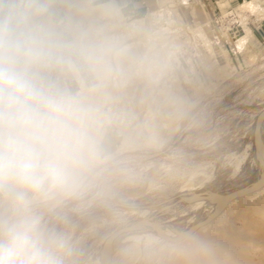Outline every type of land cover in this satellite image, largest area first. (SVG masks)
I'll list each match as a JSON object with an SVG mask.
<instances>
[{
    "label": "clouds",
    "instance_id": "1",
    "mask_svg": "<svg viewBox=\"0 0 264 264\" xmlns=\"http://www.w3.org/2000/svg\"><path fill=\"white\" fill-rule=\"evenodd\" d=\"M171 37L126 0H0V264H87L94 209L114 225L139 180L134 153L182 119ZM166 264H229L174 230Z\"/></svg>",
    "mask_w": 264,
    "mask_h": 264
},
{
    "label": "rangeland",
    "instance_id": "2",
    "mask_svg": "<svg viewBox=\"0 0 264 264\" xmlns=\"http://www.w3.org/2000/svg\"><path fill=\"white\" fill-rule=\"evenodd\" d=\"M220 1L226 4H216V16H213L211 23H201L195 11L183 19L180 5L187 3V0H158L154 7L135 10L137 17L148 20L173 41L175 70L171 86L186 101L184 115L189 113L185 125L189 134L182 138V145L176 143L169 146L168 150L161 148L165 143H161L162 139L172 132L174 136L179 130V120L169 126L172 132L165 130L155 146L134 153L139 180L124 193L126 203L122 207L120 223L114 225L100 209L92 210L89 217L80 222L78 235L87 264H106V253H100V250L108 236L116 229L138 222L141 219L140 210L153 208L155 210L148 219L161 224L164 230L166 226L174 230H189L200 225L196 232L217 244L226 254L229 264H264V187L252 195L239 196L235 203L223 209L221 216V205L219 208H199L190 200L213 194L225 196L254 186L264 174V158L255 152L253 142H250L253 136L249 135L258 120L255 122L256 116L251 117V114L246 113L247 106L258 92L262 93L256 98L261 102L258 106L264 108V87L254 88L253 97L239 93L224 99V103H233L236 111L219 106V102L212 103L216 105L215 112L212 104L199 109L194 106V101L208 96L234 73L223 76L221 70L230 65L228 59L231 61L230 66L239 64L241 57L231 56L235 45L240 50L247 47L249 29L245 17L256 15L258 20L261 13L264 15V0ZM200 3H195L194 7L198 8L197 4ZM217 32L220 36H217ZM212 122L216 123L220 136H216L209 147L192 148ZM263 125L261 129H264ZM262 145L264 147V143ZM180 146L192 149L180 156ZM204 164L208 167L207 176L200 181L197 178L198 171ZM214 210L217 212L213 218L216 223L209 228H201ZM139 229L124 233L114 241L111 264H136L137 261H140L139 264H166L160 254L166 236L159 235L155 228ZM141 231L156 232L159 237L151 239V242L142 239L141 244L145 245L144 259H124L129 254L124 248L129 241L124 238L130 233Z\"/></svg>",
    "mask_w": 264,
    "mask_h": 264
},
{
    "label": "crops",
    "instance_id": "3",
    "mask_svg": "<svg viewBox=\"0 0 264 264\" xmlns=\"http://www.w3.org/2000/svg\"><path fill=\"white\" fill-rule=\"evenodd\" d=\"M220 0H187V3H181L180 8V14L185 19L190 14H193L195 11L196 18L201 23H211V19H213V16H216V4L221 6H225L226 2H222ZM224 1V0H223ZM158 2V0H126L127 7L130 10H138V9H149L151 7H154L155 4ZM201 2L197 4V7H194L195 3ZM218 8V7H217ZM130 10V11H131ZM256 15H253L252 17H245L248 21V29H249V37L246 41L247 47L244 48V50H240L238 47L233 48V55L231 56H238L239 64L236 66H230L231 61L228 59L227 62L230 64L226 68L221 70L222 75L228 74L229 72H234L232 75H229L226 79L220 83V85L214 89L208 96H205L201 98L200 100L194 101L195 108L199 109L200 107L208 106L212 103L219 102V106H225L227 110L229 109H235L236 106L233 103H224V99L228 98L230 95L234 94H247L248 96L253 95V89L254 88H262L264 87V15H260L258 17V20L256 19ZM245 32V31H244ZM218 33V32H217ZM217 36H220L218 33ZM238 39V38H237ZM236 41V40H235ZM231 54V53H230ZM232 77V79H229ZM263 90V89H262ZM259 94H262L258 92V94H255V99H252L249 105L247 106V114H251L250 116H256L255 122H257L261 111L263 109V106L260 105L261 102L257 101V97ZM253 97V96H252ZM218 100V101H216ZM217 104V103H216ZM213 106V104H212ZM215 106L212 107L213 111L215 112ZM227 106V107H226ZM236 111V109H235ZM189 114V113H188ZM186 114L180 121V128L175 133V135L168 141H166L161 148H165L168 150L169 146H173L176 143L181 144L182 138L187 137L189 134V131L187 130V119L189 118V115ZM236 118V117H235ZM256 126V125H255ZM254 129L251 130L249 133L250 136H253ZM225 130H222L224 132ZM216 133V134H215ZM222 135V134H221ZM219 137L220 133L217 128L216 123L212 122L210 127L207 128L205 132L196 140V142L193 144L192 148H206L209 147L212 143L211 141L215 137ZM259 139L262 143H264V129H261ZM180 141V142H179ZM250 141V138H249ZM252 142V140L250 141ZM249 142V143H250ZM202 146V147H201ZM159 148V149H161ZM188 146H180V156H182L183 153L188 154L187 151L189 149ZM174 157L177 156L173 154ZM142 243V242H141ZM141 245V252L138 259H144L145 256V245ZM124 259H128L130 261L131 257L130 254L126 255ZM140 261H137L136 264H139Z\"/></svg>",
    "mask_w": 264,
    "mask_h": 264
},
{
    "label": "bare ground",
    "instance_id": "4",
    "mask_svg": "<svg viewBox=\"0 0 264 264\" xmlns=\"http://www.w3.org/2000/svg\"><path fill=\"white\" fill-rule=\"evenodd\" d=\"M243 6V5H242ZM131 10V9H130ZM131 12H135V10H131ZM177 13H179L177 11ZM136 15V14H135ZM199 25V24H198ZM264 126V125H263ZM169 127H167L166 129L171 131L170 128L168 129ZM172 132V131H171ZM173 133H170V135L168 134V136L164 137V139H162V142L161 143H164L166 141H168L172 136H173ZM211 167V165H210ZM207 169L208 167L204 164L201 169H199V174H198V179L201 181L203 178H205L207 176ZM262 180H264V174L262 175ZM196 179V178H195ZM204 180V179H203ZM197 181V179H196ZM195 181V182H196ZM206 181V180H205ZM199 183V182H198ZM200 184V183H199ZM203 184V183H202ZM198 185V184H197ZM200 186V185H198ZM255 192H252V193H249V195H252L254 194ZM192 198V197H191ZM225 198V196H222V195H210L208 197H193V199H190L191 201L193 200L195 202V205L199 208H209V207H222V210L224 209H227L229 207V205L235 203V201H237L240 197H237L235 199H232V200H223ZM219 203V204H218ZM219 205V206H217ZM155 209H142L139 211V214L141 215V219L138 220V222H134L133 224H135L136 227H138V229L140 228H155V229H158V232H159V235L160 234H163L165 235L166 237L171 235L172 232L174 231V229L172 227H168L166 226V229L164 230L163 226L161 224H157L155 222H153L151 219H148L149 218V215L154 211ZM223 211H219L220 212V215H223L221 213L224 212ZM219 214V213H218ZM217 217V216H216ZM225 217V216H224ZM219 219V217H218ZM216 223V219L210 221V222H207L205 225H203L201 228H209L211 226H213L212 224L213 223ZM236 222V221H235ZM216 225V224H215ZM198 226V225H197ZM196 227V226H194ZM139 229V230H140ZM164 231V232H163ZM236 232V231H235ZM218 233V232H217ZM264 233V232H263ZM262 233H260L261 235ZM220 236V235H219ZM158 234L156 232H147V231H141V232H133V233H130L129 235H127V237L124 238V240H128L129 243L126 247H124L126 249V251L128 250L129 251V254L131 256V258H135L137 259V257L140 256V252H141V241L142 239H145L147 241H150L151 242V239H156L158 238ZM164 237V236H163ZM263 237V236H262ZM162 239V238H161ZM262 239V238H261ZM264 239V238H263ZM158 240V239H157ZM106 256H107V262L106 264H109V262L111 263V257H112V253H111V249L109 252L106 253ZM134 260V259H133ZM253 261V260H252ZM263 262V261H262ZM255 263V262H254Z\"/></svg>",
    "mask_w": 264,
    "mask_h": 264
},
{
    "label": "water",
    "instance_id": "5",
    "mask_svg": "<svg viewBox=\"0 0 264 264\" xmlns=\"http://www.w3.org/2000/svg\"><path fill=\"white\" fill-rule=\"evenodd\" d=\"M263 123H264V108L262 109V112H261L260 117L258 119L257 125L255 126L254 133H253V139H252L253 147L255 149V152L262 159L264 158V147H263L262 143H260V145H259V136H260V131H261V127H262ZM262 163H263V161H262ZM263 187H264V180L258 182L254 186H251V187H248V188H244V189H240V190H237V191L232 192V193H228V194L225 195V198L223 200H229V199L232 200V199H235V198H237L239 196H243V195L258 191V190L262 189ZM216 214H217V212L214 210L213 213L208 218L205 219L204 225L207 222L212 221ZM199 228H200V225H198L196 227H191L189 230H195L196 231ZM137 229H138V227H136L135 224H133V223H129L125 227H121L119 229H116L115 231H113L108 236V238L106 239V241L104 242V244H103V246H102V248L100 250V253L109 252L110 249L112 248V245H113L114 241L120 235H122L124 233H127V232L135 231ZM109 264H111V263L109 262Z\"/></svg>",
    "mask_w": 264,
    "mask_h": 264
},
{
    "label": "built area",
    "instance_id": "6",
    "mask_svg": "<svg viewBox=\"0 0 264 264\" xmlns=\"http://www.w3.org/2000/svg\"><path fill=\"white\" fill-rule=\"evenodd\" d=\"M217 22L219 23V21L217 20Z\"/></svg>",
    "mask_w": 264,
    "mask_h": 264
}]
</instances>
